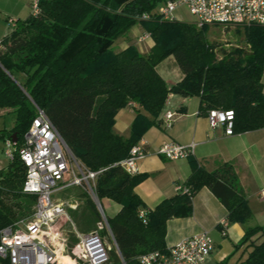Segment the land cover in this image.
Segmentation results:
<instances>
[{"label": "trees", "instance_id": "trees-1", "mask_svg": "<svg viewBox=\"0 0 264 264\" xmlns=\"http://www.w3.org/2000/svg\"><path fill=\"white\" fill-rule=\"evenodd\" d=\"M164 1L41 0V13L19 22L0 49V109L17 114L13 127L0 137L12 138L20 147L36 103L79 161L92 170L108 167L97 179V194L115 200L121 209L108 216L116 245L107 264H141V254L165 249L168 220L192 215L193 197L204 186L226 206L231 223L246 226L232 253L215 264H264V226L248 225L253 211L231 163L208 171L192 159L186 182L192 195L179 192L146 209L135 191L145 174L131 175L114 165L148 129L162 124L170 93L199 96L204 111L234 109V131L264 127V25H243L237 32H243L245 44L220 54L219 43L206 37V25L162 19L156 11ZM145 12L152 18L140 19ZM137 24L151 33L149 52L134 43L116 50L115 41ZM170 55L184 72L171 86L157 68ZM126 106L137 111L129 137L114 129L117 112ZM25 175L18 153L0 170V229L34 210L36 196L23 191ZM89 201L82 219L97 226L102 215ZM141 210H147L145 220ZM69 236L70 245L78 241L75 233ZM0 264L11 262L0 257Z\"/></svg>", "mask_w": 264, "mask_h": 264}, {"label": "built area", "instance_id": "built-area-1", "mask_svg": "<svg viewBox=\"0 0 264 264\" xmlns=\"http://www.w3.org/2000/svg\"><path fill=\"white\" fill-rule=\"evenodd\" d=\"M33 15L41 13V0H31ZM186 8L194 17L198 27L207 24L264 25V0H166L157 9V14L165 20H180L177 10ZM145 12L140 19L152 18ZM15 26L17 20L10 18ZM152 39L145 31L138 42ZM0 41V45H2ZM4 47V45H2ZM35 104L36 116L25 133L23 144L16 146L12 138L5 140L8 159L12 161L19 154L26 167L23 191L36 196V204L31 215L19 218L0 229V257L8 258L11 264H63L62 256L68 255L74 264H107L110 250L116 245L108 216L101 206L97 194V179L108 167L92 170L79 161L47 112ZM178 113L167 111L162 117L164 127H170ZM210 125H225L226 133H234V109L211 108L207 111ZM196 143L180 144L171 140L163 142L158 152L169 159L188 158L195 151ZM147 155L145 142L135 144L130 154L114 165H120L127 173L136 175L140 171L139 161ZM70 177L67 180L66 175ZM81 186L97 202L102 218L94 230L87 233L76 232L78 241L70 245L66 230L59 222L64 216L70 219L65 204L54 201L53 194L59 189ZM179 192L192 195L187 185H179ZM264 199V190L260 192ZM147 210L140 211V217L146 218ZM221 234H228L229 221H220ZM103 231L106 234H103ZM112 240V242L110 241ZM216 248L212 234L204 230L167 246L154 249L138 257L141 264H207Z\"/></svg>", "mask_w": 264, "mask_h": 264}, {"label": "crops", "instance_id": "crops-1", "mask_svg": "<svg viewBox=\"0 0 264 264\" xmlns=\"http://www.w3.org/2000/svg\"><path fill=\"white\" fill-rule=\"evenodd\" d=\"M32 16L34 15L31 0H0V41L9 37L19 22ZM10 18L17 20L15 26ZM145 31L142 25L136 26L132 36L124 39L118 50L134 43L141 52H149L154 45L153 39L148 40L143 46L137 42ZM0 49H3L2 45ZM157 68L169 86L184 77V72L174 55L160 62ZM262 81L264 83V74ZM169 110L178 113L173 124L170 127H164L163 124L154 125L141 138V141L145 142L147 155L139 161L138 174H145V178L136 185L135 191L142 198L145 209L155 208L166 198L179 193L177 187L186 185L192 174V159L197 160L208 171H213L224 163H231L248 195L253 211V218L248 225L264 226V199L260 196V192L264 190V127L244 132L234 131L233 134H227L223 124L212 127L207 111L201 107L199 96L170 93L161 116L163 117ZM136 114L137 111L131 106L119 109L115 117V131L129 137ZM168 140L180 144L195 142V151L188 158L169 159L158 152L163 142ZM6 163L7 161L0 160V170L7 167L9 163L7 165ZM82 190L85 192L82 188L73 195L81 193ZM72 197L74 201H58L65 204V209L68 206L74 213V219L70 218L68 213L67 215L73 222L75 230L64 228L66 233L69 236L70 232L76 234L75 231L87 233L94 230L95 224L82 219L83 214H88L90 210L87 203L81 197L79 200L77 196ZM92 200L98 208L97 202L93 198ZM100 203L107 216H114L121 209V205L109 197H103ZM193 205L192 215L168 220L166 244L174 245L183 238L207 230L216 241V248L207 264H215L232 253L235 243L244 236L246 226L229 221L228 209L208 186H204L196 193L193 197ZM224 218L229 221L226 236L221 234L220 221Z\"/></svg>", "mask_w": 264, "mask_h": 264}, {"label": "rangeland", "instance_id": "rangeland-1", "mask_svg": "<svg viewBox=\"0 0 264 264\" xmlns=\"http://www.w3.org/2000/svg\"><path fill=\"white\" fill-rule=\"evenodd\" d=\"M177 13H178V18L182 21L193 22L195 20V17L184 7L180 8L177 11ZM140 25L141 24H137V25L133 26L130 31H128L122 37H119L114 43V48L116 50H118L120 47V43L124 39H127L129 36H132L133 29L136 26L138 27ZM243 27H244L243 25H230L227 27L223 24H207L204 31H205L207 39L210 42L216 41L219 43V53L221 54L222 50L224 48H231L232 46H236L237 44H240V45L245 44L243 32H237V30L239 28L242 29ZM149 40H151V39H149ZM2 43H3L2 45H4L3 41H2ZM146 43H147V41L146 42H138V44H140L142 46ZM16 119H17V114L12 109L7 108L6 110L0 111V136L3 132H6V131H2V130H5V129L9 130L13 127ZM6 149H7V146L5 143V139L0 137V160L3 162L7 161V163H6V165H7L10 162V160L8 159V156L6 154ZM69 177H70V175L67 174L66 179L68 180ZM81 189L82 188L79 186H70V187L62 188V189H59L58 191H56L52 197H53L54 201H59V200H63V201L73 200L74 201V198L72 196H74V197L77 196L78 200L81 197L83 199V201L85 203H87V206L89 208H91L92 202L89 200L92 199V196L89 195L87 192L85 194L84 191L82 190L81 193H77V195L76 194L73 195L74 192H78ZM102 201H103V198H102ZM70 210L71 209L67 206L66 211H67L68 215H70V218L74 219V213H73V211H70ZM59 226H60V228H67V229L72 228L73 230H75L73 222L70 221L66 216H64V218H62L60 220ZM94 228H96V225L94 226ZM106 236H107V234H106ZM110 241L112 242V240H110ZM69 258L71 259V261H68L66 259H62V263L63 264H74V260L70 256H69ZM79 264H82V263L79 262Z\"/></svg>", "mask_w": 264, "mask_h": 264}, {"label": "bare ground", "instance_id": "bare-ground-1", "mask_svg": "<svg viewBox=\"0 0 264 264\" xmlns=\"http://www.w3.org/2000/svg\"><path fill=\"white\" fill-rule=\"evenodd\" d=\"M62 259H66V260H68V261H71V259L69 258L68 255H63V256H62Z\"/></svg>", "mask_w": 264, "mask_h": 264}, {"label": "water", "instance_id": "water-1", "mask_svg": "<svg viewBox=\"0 0 264 264\" xmlns=\"http://www.w3.org/2000/svg\"><path fill=\"white\" fill-rule=\"evenodd\" d=\"M16 136V134H14V137Z\"/></svg>", "mask_w": 264, "mask_h": 264}]
</instances>
